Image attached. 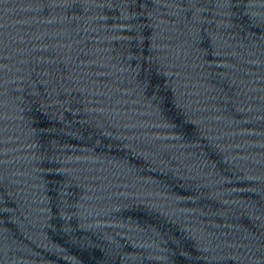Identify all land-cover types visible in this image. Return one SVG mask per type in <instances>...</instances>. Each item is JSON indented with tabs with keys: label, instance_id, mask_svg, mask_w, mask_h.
<instances>
[{
	"label": "water",
	"instance_id": "obj_1",
	"mask_svg": "<svg viewBox=\"0 0 264 264\" xmlns=\"http://www.w3.org/2000/svg\"><path fill=\"white\" fill-rule=\"evenodd\" d=\"M0 264H264V0H0Z\"/></svg>",
	"mask_w": 264,
	"mask_h": 264
}]
</instances>
